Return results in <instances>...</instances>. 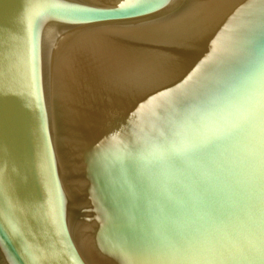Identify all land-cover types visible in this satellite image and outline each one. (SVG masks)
Returning a JSON list of instances; mask_svg holds the SVG:
<instances>
[{"label": "water", "instance_id": "water-1", "mask_svg": "<svg viewBox=\"0 0 264 264\" xmlns=\"http://www.w3.org/2000/svg\"><path fill=\"white\" fill-rule=\"evenodd\" d=\"M0 264H264V0H0Z\"/></svg>", "mask_w": 264, "mask_h": 264}]
</instances>
